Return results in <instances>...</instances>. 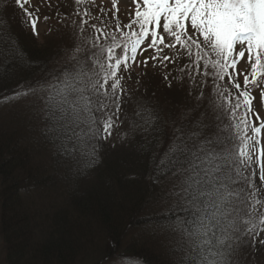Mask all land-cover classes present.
I'll use <instances>...</instances> for the list:
<instances>
[{"label":"snow or ice","instance_id":"obj_1","mask_svg":"<svg viewBox=\"0 0 264 264\" xmlns=\"http://www.w3.org/2000/svg\"><path fill=\"white\" fill-rule=\"evenodd\" d=\"M11 2L0 0L5 9ZM14 3L33 35L39 36L38 25L51 19L40 11L44 0L36 5L31 0ZM132 3L134 14L123 25L116 15L117 0H112L114 24L103 7L95 16L88 9H77L71 16L57 12V23L71 29L72 55L62 71L41 73L15 95L32 98L34 115L45 125V139L59 144L62 157L87 160L91 167L114 129L124 124L133 136L161 143L160 114L150 105L140 109L129 104L133 91L125 80L131 78L134 65L142 66L141 75H146L150 61L154 68L167 67L186 54L190 63L180 69V82L187 81L189 95L199 89L195 111H203L195 125L174 130L178 134L167 148L154 150L158 163L152 182L179 209L160 228L179 237L172 248L180 254L174 264H236L245 242L251 238L255 244L264 231V188L254 179L258 168L264 185V122L256 126L252 120L253 114L257 121L261 117L253 113L251 91L264 83V0ZM165 50L172 55H165ZM246 52L251 67L247 74L237 71ZM125 105L132 113L131 123L127 112L121 119ZM169 175L173 183L165 189L159 181Z\"/></svg>","mask_w":264,"mask_h":264},{"label":"trees","instance_id":"obj_2","mask_svg":"<svg viewBox=\"0 0 264 264\" xmlns=\"http://www.w3.org/2000/svg\"><path fill=\"white\" fill-rule=\"evenodd\" d=\"M46 8L41 6L40 11L46 14ZM62 8L61 16L77 11ZM48 16H56V12L50 9ZM54 20H49L41 35L34 36L14 0L6 9L0 4V235L7 262L99 264L120 256L138 264H174L180 254L172 248L179 237L160 225L179 209L152 182L158 163L153 156L156 148H167L171 137L178 134L175 129L186 123L195 125L203 111H195L199 89L189 95L187 81L180 82L181 73L174 71L166 83L178 81L171 87L178 85L179 89L169 90L162 84L157 96L143 100L149 92L141 80L145 76L138 77V85L135 78L133 86H126L133 91L128 103L156 109L164 129L161 143L133 136L126 128L123 138L112 135L103 144L91 167L87 160L65 159L59 144L45 139V125L34 115L32 98L15 95L41 73L62 71L72 55L68 47L71 29L58 24L57 17ZM126 112L130 118L127 105ZM115 144L120 147H113ZM259 176L257 168L254 179ZM172 183L171 175L159 181L165 189ZM262 237L264 241V232ZM257 241L256 236L255 244L251 238L245 242L236 264H247L246 255L249 264H264V246L258 247Z\"/></svg>","mask_w":264,"mask_h":264},{"label":"rangeland","instance_id":"obj_3","mask_svg":"<svg viewBox=\"0 0 264 264\" xmlns=\"http://www.w3.org/2000/svg\"><path fill=\"white\" fill-rule=\"evenodd\" d=\"M33 4L36 5V4H40V0H33ZM56 2L59 1V8H61L63 5H65V7L67 8H77L79 9L80 11H83L84 9H88L89 10V7L87 5H84V9L82 7V5H77L75 0H55ZM98 2L94 3H90V11L91 13H93L94 15L98 14L99 11H100V8L103 7V4H105V6H107L110 10H112V0H97ZM117 6L119 9H121V16L124 20H129L130 19V14H132L131 12H134L135 11V5L132 3V0H117ZM61 12H63V9H61ZM45 27V23L44 22H41L39 25H38V31H40L42 28ZM41 35V34H39ZM237 51H239V48H237ZM165 55H172V51L170 50H165ZM247 52L245 53V57L243 58L242 62L240 64H238L237 66V71H243L245 74L247 73H250L251 72V67H250V62L248 61L247 59ZM138 59H142V57H138ZM179 62H185V63H190L189 60H187L186 58V54H185V57L182 58L181 60H179ZM138 69H141V66H138L137 70ZM143 69L141 70H138V73H141ZM148 71V75L149 73H152L151 69H147ZM148 80V81H147ZM145 80V82L143 83L144 86L146 88L149 89V87L151 86V83H150V80L149 78ZM239 82L241 83V86L243 87V83H244V77L243 75H241L239 77ZM264 90V83L260 84L259 87H253L252 88V95L255 97V99L252 101L253 103V108H254V111L256 112V114H259V116L261 117V122H264V98H262L261 96V91ZM233 92H235V89H232ZM144 100H146L144 98ZM195 103L197 102L196 100H194ZM190 104L193 103V101L189 102ZM196 105V104H195ZM186 106H187V100H186ZM256 118V116H255ZM256 122H259L257 120H255ZM249 134H251V132H249ZM260 140H261V145H264V129H262L261 133H260ZM262 160H264V158H262ZM258 180L260 181V178H257L255 179V182H258ZM260 185L257 187L258 188H262V184H261V181L259 182ZM94 186H96V183L94 182ZM264 231H261V234L260 236L257 235L258 237V241H257V246L258 247H261V246H264V244L261 243V241L263 240V237H262V233ZM138 235H143V233H139ZM246 249V248H244ZM245 251V250H244ZM83 257V256H82ZM246 258L248 259L247 260V264H249V256L246 255ZM261 258L263 259L264 261V248H263V251H262V254H261ZM100 259V258H99ZM114 262V264H138L137 262H133L131 259H128L127 257H114V258H111ZM111 260V261H112ZM0 264H8L7 262V259H6V248H5V245H4V242H3V238H1V235H0ZM99 264H107L106 261L105 262H101Z\"/></svg>","mask_w":264,"mask_h":264},{"label":"bare ground","instance_id":"obj_4","mask_svg":"<svg viewBox=\"0 0 264 264\" xmlns=\"http://www.w3.org/2000/svg\"><path fill=\"white\" fill-rule=\"evenodd\" d=\"M82 259H83V257H82ZM80 260H81V258H80ZM82 261V260H81Z\"/></svg>","mask_w":264,"mask_h":264}]
</instances>
